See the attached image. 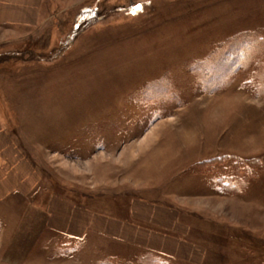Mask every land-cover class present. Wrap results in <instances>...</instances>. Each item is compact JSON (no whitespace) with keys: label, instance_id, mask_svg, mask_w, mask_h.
I'll list each match as a JSON object with an SVG mask.
<instances>
[{"label":"rangeland","instance_id":"374dc122","mask_svg":"<svg viewBox=\"0 0 264 264\" xmlns=\"http://www.w3.org/2000/svg\"><path fill=\"white\" fill-rule=\"evenodd\" d=\"M260 28L264 0H42L36 23L0 24V114L39 176L0 199V264H264ZM230 47L243 66L194 92V63Z\"/></svg>","mask_w":264,"mask_h":264},{"label":"crops","instance_id":"0c3cea01","mask_svg":"<svg viewBox=\"0 0 264 264\" xmlns=\"http://www.w3.org/2000/svg\"><path fill=\"white\" fill-rule=\"evenodd\" d=\"M41 1L42 0H0V24L32 25L36 23ZM24 146L26 145L22 138L21 141L18 139V135L8 128L0 114V199H4L12 194L17 196V193L21 194L19 198H23V195L26 197L27 194L36 191L39 187V176L32 161L27 158ZM53 197L55 196H52V198ZM56 203L59 202L54 201L52 203L53 205L50 204V206L54 207ZM62 205H64L65 210H71L70 206L66 207L65 203H62ZM58 206H61V204H58ZM156 211H158L159 214L169 216V218L174 215L169 208L162 210L156 209ZM25 226L29 230L32 224H26ZM86 226V223L76 225L63 223L56 229L62 232L80 235L84 232ZM26 228H18L19 233L16 234L20 235L17 241L18 246L21 248L24 246L27 247L28 244V241H23L22 238V236H25L22 235V233H24L23 230L25 231ZM102 230L113 232V228H110V225L107 223ZM44 247H47V245H44Z\"/></svg>","mask_w":264,"mask_h":264},{"label":"trees","instance_id":"16d2710c","mask_svg":"<svg viewBox=\"0 0 264 264\" xmlns=\"http://www.w3.org/2000/svg\"><path fill=\"white\" fill-rule=\"evenodd\" d=\"M261 30V28L259 29ZM249 39L252 40H258L261 38V42L263 40V47H264V29L261 31H255L252 33H249ZM233 45V44H231ZM231 48V47H230ZM227 52V51H226ZM227 54H230L232 61L233 62H229V63H223L220 62L217 64L215 62H213V58H210L209 61H205L206 56L204 59H202L201 61L199 60V62L197 63V61L194 63V66L191 67V71L194 73V82L192 85V88L194 90V92H200V91H218L220 89H222L224 86V83L226 81V79L229 78V76L232 74L231 72H234L235 70L241 68V63H236L235 60V56H238V52L237 50H232L229 49V52ZM264 55V49L262 50V53L258 54V59L260 56ZM212 59V60H211ZM261 57V61H262ZM260 64V62H257ZM256 64V63H255ZM256 64L253 66L256 67H262L264 68V65L262 66L261 64ZM243 66V65H242ZM224 80V81H223ZM158 84L159 81L157 80H152L149 81L145 84L146 88L143 91V93L141 95H147L149 92L154 91L158 92L161 89V86H159ZM162 91V90H160ZM257 93V90H255ZM148 92V93H146ZM260 93H264V90H260ZM220 158H211L209 160H206V162H211L213 160H218L221 159ZM224 158V157H223ZM249 163H255L256 166L259 169L262 168V159H258V158H250V159H234L233 162V168L235 169V173H233V175L227 176V175H221L220 178L218 179V182H220L221 187L224 189H228L230 192H239L241 191V189L244 187V177L241 176L240 171L244 170L245 172L247 171L249 174L252 173L251 169H250V165ZM238 170V172L236 171ZM243 183V184H242ZM228 191V190H227ZM63 251V250H61ZM145 257V256H144ZM144 257H142L143 259H145ZM162 260V259H160ZM154 263L156 264H160L159 259L155 258ZM165 263V262H163ZM103 264H111V262L109 261H105V263ZM131 264V263H129Z\"/></svg>","mask_w":264,"mask_h":264},{"label":"snow or ice","instance_id":"6c2138e0","mask_svg":"<svg viewBox=\"0 0 264 264\" xmlns=\"http://www.w3.org/2000/svg\"><path fill=\"white\" fill-rule=\"evenodd\" d=\"M140 6L139 5H137V8H139Z\"/></svg>","mask_w":264,"mask_h":264}]
</instances>
